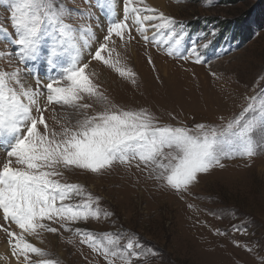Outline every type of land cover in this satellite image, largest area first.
<instances>
[{
    "label": "snow or ice",
    "instance_id": "1",
    "mask_svg": "<svg viewBox=\"0 0 264 264\" xmlns=\"http://www.w3.org/2000/svg\"><path fill=\"white\" fill-rule=\"evenodd\" d=\"M119 2L122 15L116 0H106L108 12L101 20L94 10L104 7L102 0H84L83 9L74 6V0H8L13 31L0 27V44L8 45L0 48V58H14L16 66L0 69V152L6 153L0 167V213L5 222L0 231L16 264H58L29 240L43 232L57 233L52 224L80 236L81 243L107 264H136L144 255L138 240L129 238L122 245L121 233L97 236L76 226L100 218L101 198L85 193L80 184L62 182V170L101 173L116 163L137 161L136 167L143 164L150 178L186 192L200 174L223 168L222 161L252 157L264 146V98L258 96L248 97L239 114L221 117L223 123H198L194 128L162 124L147 109L112 104L93 79L95 73L87 71L92 62L135 83L136 74L122 62L117 48L127 51L133 42L158 47L162 34L167 36V55L188 58L180 52L185 38L181 22L144 0ZM77 16L88 23H69ZM191 51L196 54L198 49L193 46ZM195 62H202L198 55ZM148 63L155 68L151 56ZM44 65L49 75L42 84ZM56 69L58 78L50 74ZM27 74L35 76L34 85L26 81ZM90 99L103 109L90 114Z\"/></svg>",
    "mask_w": 264,
    "mask_h": 264
},
{
    "label": "rangeland",
    "instance_id": "2",
    "mask_svg": "<svg viewBox=\"0 0 264 264\" xmlns=\"http://www.w3.org/2000/svg\"><path fill=\"white\" fill-rule=\"evenodd\" d=\"M144 3L184 25L180 52L186 48L182 55L188 58L167 55V36L162 34L158 47L133 42L127 51L117 48L122 62L136 74L135 83L92 62L87 71L95 73L93 79L112 104L126 110L144 108L162 124L194 128L198 123H223L220 118L236 115L250 95L264 98V0ZM74 6L86 8L84 0H74ZM116 10L121 12L119 0ZM69 23L85 25L88 21L77 16ZM0 27L13 31L8 0H0ZM96 31L100 34V29ZM193 46L198 49L196 54L191 51ZM197 55L201 63L195 62ZM149 56L155 68L148 63ZM13 60L0 58V69L13 70ZM87 102L93 104L90 114L104 107L94 99ZM5 159L6 153L1 152L0 167ZM136 163H116L101 173L62 170V182L80 184L85 193L101 198L100 218L82 221L77 227L97 236L121 233L122 245L129 238L138 240L144 255L136 264H264V146L252 157L222 161L223 168L200 174L198 183L186 192L150 178L143 164L137 168ZM105 212L110 215L105 217ZM1 214L0 224H4ZM52 226L59 231L29 237L50 254L45 258L58 264H107L103 256L81 243L80 236L59 224ZM4 236L3 243H7ZM6 253L0 251V257H7Z\"/></svg>",
    "mask_w": 264,
    "mask_h": 264
},
{
    "label": "bare ground",
    "instance_id": "3",
    "mask_svg": "<svg viewBox=\"0 0 264 264\" xmlns=\"http://www.w3.org/2000/svg\"><path fill=\"white\" fill-rule=\"evenodd\" d=\"M153 1V0H152ZM26 79V81L28 82V83H30L31 84V80L30 79H28V78H25ZM1 214V213H0ZM2 238H5V236H4V233L3 232H0V239L2 240ZM4 241L2 240V241H0V251L1 252H3V251H5V252H7L6 253V256L9 258L7 261H4V260H2V259H0V264H16V262H15V258L14 257H11V255H10V247L8 246V244L7 243H3ZM2 244V245H1Z\"/></svg>",
    "mask_w": 264,
    "mask_h": 264
},
{
    "label": "trees",
    "instance_id": "4",
    "mask_svg": "<svg viewBox=\"0 0 264 264\" xmlns=\"http://www.w3.org/2000/svg\"><path fill=\"white\" fill-rule=\"evenodd\" d=\"M262 12V10H260Z\"/></svg>",
    "mask_w": 264,
    "mask_h": 264
}]
</instances>
